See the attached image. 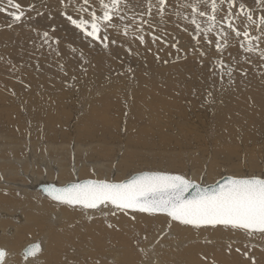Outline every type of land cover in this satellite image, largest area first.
<instances>
[{
    "label": "rangeland",
    "instance_id": "1",
    "mask_svg": "<svg viewBox=\"0 0 264 264\" xmlns=\"http://www.w3.org/2000/svg\"><path fill=\"white\" fill-rule=\"evenodd\" d=\"M15 2L21 5L24 12L20 21L14 22L8 14L15 9L8 8L0 13V193L7 195L12 192L22 198V204L29 198L34 204L44 202L50 210L58 209L64 213L76 211L74 219L67 217L68 220L61 223H51L49 216L44 217L45 221H41L40 228L38 226L40 231L31 229L28 232L30 235L16 239L15 248L0 243V247L8 248L11 256L20 259L14 262L8 255L4 264H34L37 257L27 263L18 255L20 248L33 240L40 241L44 246L38 257L53 249L58 257L55 264H98V259L105 261L104 264H113L117 256L120 257V264H129L130 260H135L136 264L152 261L174 264L173 254L169 253L176 251L178 247L174 244L178 242L176 239L181 238L179 246L184 250L191 248L189 245L208 244L215 239L221 242L224 251L217 256L214 264H264V237L257 235L260 233H253L255 237H246L238 233L240 230L230 228L234 235H226L222 231L220 239L215 234L195 239L196 236L178 233L179 226H192L173 221L169 227L168 218L163 214L129 211L128 214L117 212L112 215L105 209L108 211L105 215L96 210L56 203L38 192L34 196L25 194L20 189L21 184H28L27 177L31 173L40 181L57 183L83 178L118 181L143 170L179 173L202 184L213 183L223 175L264 177V138L254 141L251 137L253 128H257L260 118L264 117V56L261 55L264 52V25L259 24L264 18V0L259 3L257 0H231V7L229 0H224L222 4L216 0L217 24L207 34V40L203 32L196 33L195 25L190 22L191 9L185 5L191 0H166L162 16L158 0H124L126 6L122 5L121 12L124 19L114 18L113 23L117 27L108 29L110 40L107 48L85 37L66 18L88 19V12L77 11L81 5L101 14L99 0H88L87 4L84 0ZM149 2L153 5L151 14ZM210 3L211 0H208L207 4H201V10L210 12ZM240 5L244 8L241 9ZM0 6H6V0ZM247 15L252 16L251 22ZM226 18L241 32L240 37L227 28ZM197 20L201 28L207 26L206 17H197ZM125 27L128 28L127 35L123 34ZM245 30L249 38L259 37L251 40L253 51H245L249 44L242 35ZM221 31L227 33L228 44L222 52H218L215 42L219 39L221 44L224 43L218 36ZM45 32L47 37L43 35ZM139 35L144 36L143 44L138 39ZM193 36H196L195 40ZM113 40L115 43L111 42ZM173 44L176 47H172ZM193 93H227L231 97L228 96L229 100L214 97L203 107L202 103L191 102ZM54 102H59L56 108ZM203 108L206 110L203 111ZM182 112L191 116L189 125L183 130L200 141L193 138L192 146L181 148L177 154L185 162L190 156L197 155L196 164L173 168L165 162L148 160L133 161L129 166L119 167L127 151L148 158L158 153L146 147L134 148L133 142L137 139L135 131H142L144 136L158 140L161 138L158 123L174 119L165 129L175 134L178 125L185 122L178 120ZM52 116H55L53 123ZM151 117L157 125L148 122ZM57 118L61 121L58 122ZM260 130L264 131V127ZM246 136L247 142L239 141ZM231 137L238 144L235 149L240 155V162L235 166L215 160L211 154L217 144ZM100 147L106 148L109 155L92 157L91 151ZM169 153L165 149L160 155L165 159ZM17 161L22 165L18 166ZM9 203L0 200V214H6L0 217L3 220L0 222L1 240L13 234L9 229L14 228V224L21 226L25 220L19 212L23 210H15ZM18 203L21 207L22 204ZM134 215L139 221L133 219ZM16 216L18 221L14 218ZM162 227L173 228L170 230L177 238L171 240L169 237L172 235L162 236L166 234ZM56 242L61 244V248L55 246ZM110 256L112 259H109ZM198 256L195 255L196 258ZM257 258L263 263H258ZM243 259L247 260L241 261ZM193 260L199 264L198 259ZM204 263L212 264L208 259Z\"/></svg>",
    "mask_w": 264,
    "mask_h": 264
},
{
    "label": "snow or ice",
    "instance_id": "2",
    "mask_svg": "<svg viewBox=\"0 0 264 264\" xmlns=\"http://www.w3.org/2000/svg\"><path fill=\"white\" fill-rule=\"evenodd\" d=\"M5 0H0L4 3ZM63 2V0H62ZM259 3L260 0H257ZM87 4L88 0H84ZM208 0H191V3L185 5L191 9V23L195 25L196 33H204L207 40V34L212 32L217 24L216 13L218 4L216 0H211L210 12L201 10V4H207ZM224 3V0H220ZM124 0H99V12L85 8L83 5L78 12H88L89 18L83 17L76 19L67 16L68 21L85 37H90L93 41H98L105 48L108 47L110 40L108 29L116 28L113 23L114 18L124 19L121 15ZM166 0H158V7L163 15ZM231 7V0H229ZM153 5L148 3L149 14ZM241 9L244 5H240ZM8 8L15 9L8 14L14 22H18L24 16L21 5L15 0H6V6H0V13L7 11ZM231 16V13L228 14ZM197 17H206L207 26L201 28ZM187 19V17H185ZM248 21H252V16L247 15ZM143 23H149L143 21ZM227 28L235 34L241 36V32L233 25L230 19L226 18ZM264 25V18L259 21ZM247 28V25L245 26ZM142 29H138L140 31ZM123 34H128V28L125 27ZM45 37L48 33L43 34ZM245 40L249 41L245 51H253L251 40L259 37L249 38V33L245 30L242 33ZM218 36L223 39L221 44L218 39L215 46L218 52H222L228 44V35L221 31ZM138 39L141 44L144 43V36L139 35ZM154 39H156L154 37ZM196 39V36H193ZM115 43V41H111ZM212 43V41H208ZM243 46V45H242ZM172 47H176L175 44ZM74 51V49H73ZM204 55L203 52L200 53ZM264 56V52L261 53ZM223 67V62H220ZM231 70H229V75ZM195 192L187 195L190 189ZM44 193L53 201H56L69 207L79 206L83 210H96L105 215L104 210L108 209L112 215L117 212L128 214L144 213L148 215L163 214L168 218L169 227L171 222H179L181 225L201 228L206 226L216 227L223 226L233 230H240L247 235L253 233L264 234V178L257 176L250 177H228L218 185H209L200 188L192 180L184 175H170L160 172H144L122 182H111L106 179H85L82 182L68 183L63 187L47 185L43 189ZM91 219V217H89ZM135 219V217H133ZM112 227V225H108ZM41 250L40 244L34 243L24 250V258L35 256ZM239 251V249H237ZM247 256V253H244ZM6 252L0 249V264H4Z\"/></svg>",
    "mask_w": 264,
    "mask_h": 264
},
{
    "label": "bare ground",
    "instance_id": "3",
    "mask_svg": "<svg viewBox=\"0 0 264 264\" xmlns=\"http://www.w3.org/2000/svg\"><path fill=\"white\" fill-rule=\"evenodd\" d=\"M13 94V93H12ZM63 94H65V93H63ZM68 94V93H67ZM130 94V93H129ZM128 94V95H129ZM194 94V96H192L190 99H191V102L192 103H194L195 101H197V103L199 104V103H202V104H204V105H202L203 107H206V105L207 104H209V103H211L212 101H213V99H214V97H216V98H220V99H228L229 100V98H228V94L227 93H205V94H202V95H200L199 93L197 94V93H193ZM192 94V95H193ZM95 95V94H94ZM123 95V94H122ZM132 95V94H131ZM138 95H139V93H138ZM222 95H224L225 97H223ZM13 96H14V94H13ZM69 96V95H68ZM132 96H134V94L132 95ZM15 97V96H14ZM127 97V96H126ZM125 97V98H126ZM148 97V96H147ZM229 97H231V96H229ZM124 98V97H123ZM128 98H129V96H128ZM135 98V97H134ZM215 98V100H217L218 101V99H216ZM16 98H14V100H15ZM27 99V98H26ZM130 99H131V96H130ZM124 100H126V99H124ZM128 100V99H127ZM133 100V99H132ZM135 100V99H134ZM133 100V101H134ZM17 101V100H16ZM71 101V100H70ZM8 102V101H7ZM18 102V101H17ZM126 102H128V101H126ZM132 102V101H131ZM146 102V101H145ZM225 102V101H224ZM205 103H207V104H205ZM222 103V102H221ZM26 104V103H25ZM58 104H59V102H58ZM58 104H57V102H54V104H53V106L56 108L57 106H58ZM226 104V103H225ZM132 105V104H131ZM145 105V104H144ZM150 105V104H149ZM148 105V106H149ZM193 105V104H192ZM135 106V103H134V105H133V107ZM210 106L211 105H209V108L208 109H210ZM143 107V106H142ZM137 108V107H136ZM144 108V107H143ZM24 109V108H23ZM142 109V108H141ZM152 109V108H151ZM229 109H231V108H229ZM12 110V109H11ZM144 110V109H143ZM206 110V108H203V111H205ZM210 111V110H209ZM133 112V111H132ZM181 112V111H180ZM10 113V112H9ZM121 113V112H120ZM205 113V112H204ZM23 114V113H22ZM54 114V113H53ZM133 114V113H132ZM15 115V114H14ZM13 115V116H14ZM90 115V114H89ZM110 115V114H109ZM151 115V114H150ZM177 115V114H176ZM12 116V117H13ZM50 116V115H49ZM134 116V115H133ZM152 116V115H151ZM180 118H178V120L179 121H181V120H183V121H185L184 123H180L179 125H178V129L176 130L177 132L175 133V134H172L171 132H166V129H165V126H168L169 125V123L171 124V122L172 121H175L174 119L172 120H166V122H163V123H165V124H163V123H158L159 124V128L160 129H158V131H159V133H160V135H161V138L160 139H158V140H156V139H154V138H151V137H146V136H144V134H143V132L142 131H139V130H137V131H135V134H137V139L136 140H134V142H133V147L134 148H138V147H146V148H149V149H154V151H156V152H158V153H156V155H154V156H152L151 158H148V157H146V156H143V155H140L139 153H135L134 151H130V152H125L124 154H123V160L119 163V167H121V166H126V165H128L129 163H132L133 161H143V162H146V161H148V160H152V161H154V162H156V163H158V162H162V163H166V165H168V166H170V167H173V168H184L185 166H186V164H188L189 163V165L191 164V165H193V164H196L197 163V160L199 159V157L197 156V155H195V156H190L189 158H188V161H184V160H182V158H180L179 156H178V152L180 151V149L181 148H185V147H188V146H192V145H190L191 143H192V141H193V138H196V140L197 141H200V139L199 138H197V137H194V136H192L191 134H189V131H187V130H183V127L184 126H187V125H189V124H187V123H189L191 120V116H190V113L188 114V113H186V112H182V113H180L179 115H178ZM264 116V115H263ZM17 117H19V116H17ZM21 117V116H20ZM19 117V118H20ZM25 117V116H24ZM23 117V118H24ZM28 117H30V116H28ZM59 117V116H58ZM135 117V116H134ZM184 117L186 118V120H184ZM256 117H257V115H256ZM260 117V116H259ZM14 118V117H13ZM44 118H46V116L44 117ZM52 119H51V121H52V123L55 121V116H52L51 117ZM92 118V117H91ZM102 118V117H101ZM119 118V117H118ZM139 118V117H138ZM153 117H151L149 120H148V122H152L151 123V125H155L157 122H154V119H152ZM204 118V117H203ZM263 118V119H262ZM262 118H260L261 119V121H259V123H258V126H257V128H253V130H252V127L250 128L251 130H252V135H251V137L253 138V140L254 141H256V140H259V139H263L264 138V131L263 130H260V128L261 127H264V117H262ZM12 119V118H11ZM58 119V118H57ZM136 119V118H135ZM148 119V118H147ZM239 119H240V117H239ZM14 120V119H13ZM19 120V119H18ZM35 120V119H34ZM50 119H46V122H50L49 121ZM59 120L60 119H58V122H59ZM93 120V119H92ZM106 120V119H105ZM116 120V119H115ZM242 120V119H241ZM240 120V121H241ZM259 119H257V121H258ZM43 120H41V122H42ZM44 121H45V119H44ZM61 121V120H60ZM248 121H250V120H248ZM256 121V122H257ZM40 122V121H39ZM108 122V121H107ZM182 122V121H181ZM29 123H30V121H29ZM45 123V122H44ZM238 123V122H237ZM248 123V122H247ZM168 124V125H167ZM175 124V123H174ZM240 124V123H239ZM241 124H243V123H241ZM157 125V124H156ZM177 124H175V126H176ZM29 126V125H28ZM171 126H174V125H171ZM88 127V126H87ZM168 128H171V127H168ZM37 129V128H36ZM157 129V128H156ZM163 129V130H162ZM174 129V128H173ZM115 130V129H114ZM146 134H147V132L145 131V130H143ZM249 133H251L250 132V130H249ZM230 134V133H229ZM202 140V139H201ZM240 142H242V141H248V137L246 136L244 139H242V140H239ZM119 145V144H118ZM120 146V145H119ZM238 146V144H236V141H235V139H234V137H231V139H228V140H225V141H222L221 143H219V144H217V146L213 149V151H212V158H214L215 160H218V161H225V162H228V164H230L231 166H235V165H238L239 164V162H240V155H239V153L236 151V147ZM145 148V149H146ZM203 148V147H202ZM133 149V148H132ZM165 149L166 150H168L170 153H169V155L165 158V159H163V157L160 155V153L161 152H163V151H165ZM4 150V149H3ZM85 150V149H84ZM204 150V149H203ZM87 151V150H86ZM174 151H176L175 153H174ZM202 151V150H201ZM205 152V151H204ZM213 152H214V154H213ZM186 153V152H185ZM91 154H92V157H96V156H108L109 155V152H108V150L106 149V148H102V147H100V148H95V149H93L92 151H91ZM166 154V153H165ZM233 155V156H232ZM197 156V157H196ZM165 157V156H164ZM25 160V159H24ZM31 161V160H30ZM10 162V161H9ZM99 163V162H98ZM164 163V164H165ZM16 164L18 165V166H21L22 165V163L20 162V161H17L16 162ZM30 164V163H29ZM100 164V163H99ZM210 165V164H209ZM229 165V166H230ZM129 166V165H128ZM5 167V166H4ZM167 167V166H166ZM212 167V166H211ZM208 168V167H207ZM49 169V168H48ZM72 170V169H71ZM6 171V170H5ZM9 171V170H8ZM74 171V170H73ZM10 172V171H9ZM59 172H61V170L59 171ZM62 172H63V170H62ZM61 172V173H62ZM116 172V171H115ZM211 173L213 172L212 170L210 171ZM8 173V172H7ZM67 174V173H66ZM224 176V175H223ZM222 177V176H221ZM220 177V178H221ZM27 179H28V184H25V185H22L21 184V186H20V189H23V191H24V193L25 194H27V193H29V194H31L32 196H34L35 194H37V190L35 189V186H36V184H38V183H40L41 181H44V180H39L38 178H35L34 177V175H32V173L30 174V175H28V177H27ZM218 180V179H217ZM46 181V180H45ZM57 183V182H56ZM18 186V185H17ZM14 188V187H13ZM22 191V190H21ZM39 193V192H38ZM40 196V195H39ZM29 197V196H28ZM33 198V197H32ZM35 199V198H34ZM0 200H5L6 202L7 201H9L10 203L9 204H11L10 206H12V207H14V209L15 210H17V209H22L23 211H19L20 213H22L23 215H24V224L22 225V223H21V226H20V224H14L15 225V227L14 228H12V229H9V232H12L13 231V234H11V235H8V237H6L5 236V238H3V240H1L0 239V243H1V245H3V246H5V247H12V248H15L16 247V243H14L15 242V240L16 239H18V240H21V239H23L26 235H30V233H28L31 229H33L34 231L35 230H39V228H40V224H41V221L44 219V217H46V216H49L50 217V222L51 223H61V221L63 222V221H65V220H68V218L67 217H71V220H72V218L74 219V217H73V215H74V212L76 211V210H74V211H69V212H67V213H64V212H62L61 210H58V209H52V210H50V207H49V205H46L44 202H36L35 204H34V202H31V201H29V198H28V201L26 200L25 202H24V204H22L21 202H22V198L21 197H18V196H16V194L14 195L12 192H9L7 195L6 194H4V193H0ZM18 200V201H17ZM33 201V200H32ZM18 202H20L21 204H22V206L20 207V204L18 203ZM18 204V205H17ZM75 207H79V206H75ZM2 209V208H1ZM13 209V210H14ZM54 210H58V211H56V212H53ZM17 211V212H18ZM105 212H108L107 210H104ZM16 212V213H17ZM9 213V212H8ZM99 213V212H98ZM95 214V213H94ZM120 214V213H119ZM6 215V214H5ZM4 214H3V216H5ZM11 215H15V214H11ZM10 215V216H11ZM82 215V214H81ZM88 215H93V214H88ZM138 215V214H137ZM1 214H0V217H3ZM21 216V215H20ZM110 215H108L107 217H109ZM121 216V215H120ZM123 216H125V215H123ZM128 216V215H127ZM8 217V216H7ZM113 217V216H112ZM112 217H110V219L112 218ZM117 217V216H116ZM130 217V216H129ZM134 217H135V219L134 220H138L137 219V217L138 216H135L134 215ZM15 219L16 218H18L17 216L16 217H14ZM21 218V217H20ZM125 218V217H124ZM131 218V217H130ZM107 219V218H106ZM18 220H19V218H18ZM17 220V221H18ZM22 220V219H21ZM104 220V219H103ZM108 220V219H107ZM126 220H128V219H126ZM130 220V219H129ZM128 220V221H129ZM141 220V219H140ZM43 221H45V220H43ZM56 221V222H55ZM89 221V220H88ZM100 221V220H99ZM139 221V220H138ZM0 222H3V220H0ZM99 223V222H98ZM121 223V222H120ZM90 224V223H89ZM26 225L27 226H29V227H26ZM42 225V224H41ZM44 225V224H43ZM38 226H39V228H38ZM129 227V226H128ZM165 227V226H164ZM170 229H173V228H170ZM170 229H163V227H162V230H163V232L164 233H166V234H162V236H169V235H172L173 237H169V239H171V240H175L177 237H174V232L173 231H171ZM161 230V229H160ZM175 230V229H174ZM178 230V229H177ZM40 231V230H39ZM222 231L224 232V234H226V235H234L233 234V232H231V229L230 228H221L220 226H217V227H215V228H213V227H210V228H193V227H185V226H179V234L181 235L182 234V232H183V234H187L188 236H196L195 237V239H198L199 237H202V236H204V237H206L207 238V236H214L213 234H215L216 235V237L217 238H219V237H221L222 236ZM3 232V231H2ZM241 233L240 235L241 236H246V237H248L247 236V234L245 233V232H241V231H238V233ZM8 234V233H7ZM118 234V233H117ZM43 235V234H42ZM219 235H221V236H219ZM256 235V234H255ZM257 235H259V236H263L264 237V234H257ZM2 236V235H1ZM44 236V235H43ZM52 236H54V234L52 235ZM78 236V235H77ZM236 236V235H235ZM239 237V238H244V237ZM252 236H254V235H252ZM251 236V237H252ZM255 237V236H254ZM41 238V237H40ZM168 238V237H167ZM188 238V237H187ZM223 238H224V236H223ZM256 238H257V236H256ZM220 239V238H219ZM232 239V238H231ZM253 239V238H252ZM259 239V238H258ZM17 240V241H18ZM74 240V239H73ZM76 240V242L77 241H79L78 240V238L77 239H75ZM178 242L176 243V244H174L176 247H178V248H176V251L175 252H170L169 254H173L172 256V263H174V264H195L196 262H195V260H193V259H198L199 260V264H203V262H204V260L205 259H208V260H210L211 261V263L212 264H214L215 263V260H217V256L219 257L220 256V254L221 253H223L222 251H224V245L221 243V242H216V239H215V241L214 242H211V243H208V244H201V243H199V244H194V245H189L191 248H189V249H187L186 248V250H184L183 248H181L180 246H179V244L182 242V238L181 239H176ZM224 239H222V241H223ZM33 241H35V240H33ZM44 241V240H43ZM244 241V240H243ZM2 243H4V244H2ZM78 243V242H77ZM227 243V242H226ZM67 244V243H66ZM232 244V243H231ZM236 244H239L238 242L236 243ZM26 244H24V246H25ZM242 245V244H241ZM0 247V248H4L5 249V251H6V256H5V259H6V257H8V255H10V257L9 258H13L14 259V262H16V261H18L19 262V257L18 256H15V257H13V255L11 256V253H9L8 252V248L6 249L5 247ZM24 246H22L21 248H20V251H19V253H18V255L20 256V258H22V254H21V251H22V249H23V247ZM55 246H57L58 248H61V244L59 243V242H56L55 243ZM67 246V245H66ZM103 246V245H102ZM188 246V247H189ZM227 246V245H226ZM244 246V245H243ZM245 246H247V245H245ZM48 247V246H47ZM77 247H78V245H77ZM154 246H151V248H153ZM208 247H210L211 249L209 250V249H207ZM242 247V246H241ZM249 247V246H248ZM65 248H67V247H65ZM150 248V249H151ZM250 248V247H249ZM43 249H44V246H43V244H42V251H43ZM84 249V248H83ZM173 249V248H172ZM180 249V250H179ZM251 249V248H250ZM259 249V248H258ZM75 250V249H74ZM256 250V249H255ZM41 251V252H42ZM75 251H77V250H75ZM241 251V250H240ZM248 251H251V250H248ZM40 252V253H41ZM40 253H38L36 256H34L35 258H36V260H35V262H34V264H55L54 262L58 259V257H57V254H55L54 253V251H53V249H50V250H48V251H46L42 256H40V257H38V255L40 254ZM75 253V252H74ZM152 253V252H151ZM254 253V252H253ZM114 254V253H113ZM168 254V255H169ZM244 254V253H243ZM249 254V253H248ZM115 255V254H114ZM126 255V254H125ZM152 255V254H151ZM195 255H199L198 256V258H196L195 257ZM257 255V254H256ZM113 256V255H112ZM116 256V255H115ZM122 256V255H121ZM158 256V255H157ZM249 256V255H248ZM261 256V255H260ZM264 256V255H263ZM34 257H30V258H27V259H24L25 261H27V263H28V261H30L32 258H34ZM104 257H106V256H104ZM118 258L114 261V262H112L113 264H120V257L119 256H117ZM244 257V256H243ZM250 257V256H249ZM251 257H253V256H251ZM9 258H7V261L9 260ZM222 258H224V257H222ZM245 258V257H244ZM254 258V257H253ZM23 259V258H22ZM109 259H112V257L110 256V258ZM151 259H152V257H151ZM159 259V258H158ZM245 260H247V259H243V260H241V261H244L245 262ZM257 260H258V263L260 262V263H263L262 261H260V259H258L257 258ZM125 261V260H124ZM235 261V260H234ZM233 261V262H234ZM236 261H237V259H236ZM4 262H5V260H4ZM104 262L105 261H102V259H98V264H104ZM126 262V261H125ZM147 262V261H146ZM208 262V261H207ZM30 263V262H29ZM59 263H60V261H59ZM152 263H157V261L155 262V261H152L151 263H146V264H152ZM235 263V262H234ZM233 263V264H234ZM61 264V263H60ZM66 264V263H65ZM68 264V263H67ZM129 264H136V261L135 260H130V263ZM158 264V263H157ZM197 264V263H196ZM205 264V263H204ZM219 264H220V262H219ZM236 264V263H235Z\"/></svg>",
    "mask_w": 264,
    "mask_h": 264
},
{
    "label": "water",
    "instance_id": "4",
    "mask_svg": "<svg viewBox=\"0 0 264 264\" xmlns=\"http://www.w3.org/2000/svg\"><path fill=\"white\" fill-rule=\"evenodd\" d=\"M144 172H160V173H165V174H170V175H183V174H179V173H174V172H166V171H159V170H143V171H138V172H134V173H131L130 175H128L126 178H124V179H122V180H118V181H112V180H108V181H111V182H122V181H126L127 179H131L132 177H134V176H137V175H140V174H142V173H144ZM186 177V176H185ZM228 177H236V176H233V175H224V176H222L221 178H219L218 180H216L215 182H213V183H208V184H202V183H199L198 181H195V180H192L193 181V183L194 184H197V185H199L200 186V188H205V187H208L209 185H214V184H216V185H218L220 182H222L224 179H226V178H228ZM250 177V176H249ZM257 177H260V176H257ZM187 178V177H186ZM260 178H264V177H260ZM85 179H96V178H83V179H79V180H69V181H66V182H64V183H56L55 181H51V180H44V181H41L40 183H38V184H36V186H35V189L40 193V195H42V196H44V197H47V195L44 193V191H43V189H44V187L45 186H47V185H54V186H56V187H63V186H66L68 183H75V182H82L83 180H85ZM191 180V179H190ZM195 192V189L193 188V189H190L189 190V193H186V196L187 195H190V194H192V193H194ZM48 198V197H47ZM50 199V198H49ZM51 200V199H50ZM53 201V200H52ZM54 202H56V201H54ZM56 203H58V202H56ZM16 220H18V218H16ZM39 243L40 244V248H41V250L38 252V253H40L41 251H42V243L40 242V241H38V240H35V241H31V242H29V243H27L24 247H23V249H22V251H21V254H22V258L23 259H25L24 258V255H23V253H24V250L28 247V246H30V245H32V244H34V243ZM0 249H3L4 251H5V249L4 248H0ZM6 252V251H5ZM37 253V254H38ZM36 254V255H37ZM35 255V256H36ZM30 257H34V256H30ZM30 257H28V258H30ZM152 264H157V263H152Z\"/></svg>",
    "mask_w": 264,
    "mask_h": 264
},
{
    "label": "crops",
    "instance_id": "5",
    "mask_svg": "<svg viewBox=\"0 0 264 264\" xmlns=\"http://www.w3.org/2000/svg\"><path fill=\"white\" fill-rule=\"evenodd\" d=\"M23 260V259H22Z\"/></svg>",
    "mask_w": 264,
    "mask_h": 264
}]
</instances>
